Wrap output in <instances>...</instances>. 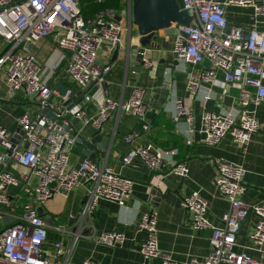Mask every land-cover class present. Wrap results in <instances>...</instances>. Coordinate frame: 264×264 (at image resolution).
<instances>
[{
    "label": "built area",
    "instance_id": "2783aa9c",
    "mask_svg": "<svg viewBox=\"0 0 264 264\" xmlns=\"http://www.w3.org/2000/svg\"><path fill=\"white\" fill-rule=\"evenodd\" d=\"M101 1V0H100ZM181 8L193 17L190 25H176L179 33L174 36L172 54L177 63L191 66L188 90L194 96L204 85L209 88L226 87L237 91L239 107L223 113L208 111L202 117L203 142L216 146L226 137L238 145L246 146L252 136L264 126L258 108L264 105V28L257 24V17H264V4L258 0H181ZM253 7L255 24L252 29L230 25L226 6ZM132 5L125 0L121 9L106 8L93 17L82 14L81 0H0V70L5 67L4 82L8 97L18 91L32 97L35 112L25 111L16 118L17 128L11 130L0 125V264H76L70 260L64 239L54 241L50 247L48 223L39 212L54 195L67 196L76 187L90 183L88 197L82 209L87 217L94 213L101 199L125 206L132 198L134 180L116 171L111 165L100 164L86 157L78 166L71 163L70 148L76 141L71 131L64 129L70 123L63 117L64 102L74 92L68 88L62 95L53 82L56 73L69 78L76 85L95 86L92 98L98 103L97 114L88 116L84 108L74 111L84 124L101 129L113 115L133 114L139 129L125 137L131 150L122 155L123 165L139 159L152 173H159L167 163H172L171 173L186 177L190 168L186 162L172 159L167 151L146 141L134 146L135 139L151 129L146 89L134 86L127 98L113 99L104 89L105 77L112 64L98 62L104 44L112 50L123 47L125 37L132 39ZM52 36L60 50L56 61L42 64L29 48L42 39ZM2 37V38H1ZM208 62L209 66H204ZM148 67L153 63L144 58ZM222 71L224 78L217 77ZM57 97V101L54 98ZM205 96V100L210 99ZM53 110L58 120L43 113ZM173 119H185L189 132L194 131L192 109L181 98L175 101ZM193 140H187L192 144ZM170 159V160H169ZM215 184L218 192L229 202L221 224L208 216L209 202L200 191L185 196L182 206L189 214L194 231L211 230V250L204 260L192 258L187 264H264L248 252L235 249L238 234L246 220L250 206L243 197L247 190V170L240 164L219 160ZM36 180V182L34 181ZM19 188L28 200L13 202L8 189ZM21 207V214H16ZM258 216L249 238L254 249L264 246V201L252 206ZM6 217L16 221L6 225ZM158 213H142L138 226L145 230L140 253L146 259H160V264H180L170 254L161 250L157 236ZM58 231L62 227H56ZM126 235L121 231L102 233L97 242L116 247L122 245ZM82 264H102L86 259Z\"/></svg>",
    "mask_w": 264,
    "mask_h": 264
},
{
    "label": "crops",
    "instance_id": "0c3cea01",
    "mask_svg": "<svg viewBox=\"0 0 264 264\" xmlns=\"http://www.w3.org/2000/svg\"><path fill=\"white\" fill-rule=\"evenodd\" d=\"M100 1V0H99ZM264 4V0H258ZM124 6V0H122ZM82 6V4H81ZM227 19L230 25L242 26L248 31L255 24L253 7L226 6ZM260 28H264V17L256 18ZM138 38L125 37V43L117 58H114V50L103 46L99 51L98 62L100 64H112V70L106 75L104 89L113 99L127 98L134 86L146 89V102L149 107L148 120L151 129L142 132L135 139L133 145L151 141L167 151H173L172 159L176 162H186L190 172L186 177L171 173L172 163L167 160L164 169L159 173H152L139 159L130 165H123L121 157L131 146L125 141V137L132 131L139 129V121L133 114H122L119 119L113 115L104 123L102 132L96 136L99 130L92 124H84L75 117L74 111L82 107L88 116L97 114L98 103L93 94L96 88L90 85L82 88L73 83L69 78L55 74L53 82H63L73 92V98L80 100L66 115L70 123L71 133L83 138V142H75L70 148V160L78 166L86 157L84 146H93L96 161L100 164L111 165L116 171L134 180V192L132 198L125 206L116 202L101 199L94 213L87 216L84 222L72 221L88 197L90 183L80 185L70 191L67 196L55 192L53 197L43 205L45 217L54 215L55 224L48 226V240L46 246L59 239H64V245L69 252L70 260L76 264H82L86 259L102 264H160V259H146L140 248L146 237L145 230L138 226L140 217L147 210L158 213L157 236L162 251L180 264H187L192 258L204 260L211 250V230L194 231L190 225L189 214L182 206L185 196L194 191H200L201 195L209 202L208 216L217 225L221 224V218L229 209L228 200L217 190L215 179L217 177V164L219 160H225L242 165L246 170L245 184L247 185L244 201L250 206L246 220L242 223L238 234L237 251L248 252L253 257L264 262V246L259 251L254 249L249 238L255 223L257 214L252 206L264 201V126L252 136L248 145L241 146L226 136L220 144L209 146L203 142L202 117L208 111L223 113L224 110L239 107L237 104V91L226 87L225 92L221 87L209 88L204 85L197 96L188 90V74L191 66L177 63L172 54L174 36L167 38L168 48L147 49L144 58H148L153 67H148L144 59H138L132 55L130 60L126 58V48L134 47ZM163 39V38H162ZM1 40V39H0ZM160 42V41H159ZM32 51L42 64L56 61L60 56V50L52 36L40 40L32 45ZM204 66H209L206 62ZM5 67L0 70V125L15 130L16 118L32 107L33 102L26 97L23 91H18L15 97H8L7 86L4 82ZM217 77L222 80L223 72L218 71ZM211 98L205 100V96ZM181 98L185 101L194 115L193 133L189 132V125L185 119L175 122L173 119L175 101ZM57 101V97L54 98ZM258 115L264 121V105L258 108ZM109 137L111 143L107 153L102 156L96 143ZM192 144H187L188 139ZM170 160V159H169ZM36 182V180L34 179ZM153 186L159 187L163 192V198L156 201V206L148 202ZM13 202H25L27 195L19 188L8 189ZM16 214H21L18 207ZM62 227L58 231L56 227ZM121 231L126 235L122 245L116 247L97 242V238L104 232Z\"/></svg>",
    "mask_w": 264,
    "mask_h": 264
},
{
    "label": "water",
    "instance_id": "95a60500",
    "mask_svg": "<svg viewBox=\"0 0 264 264\" xmlns=\"http://www.w3.org/2000/svg\"><path fill=\"white\" fill-rule=\"evenodd\" d=\"M131 5L132 23L136 28L139 38L138 43H136L133 48L130 46L126 48V58L129 60L132 55H135L138 59L143 60L147 49L153 50L160 49L161 47L167 49V38L175 36L179 33L174 24L187 26L191 24L193 19L186 9L181 8L179 0H131ZM103 46L108 45L104 44ZM29 48H32V45H29ZM119 53V49L114 50V58H117ZM56 89L64 95L67 92L68 87L63 82H59ZM79 102L80 100H75L73 97L65 101L63 104V117L66 118L67 113L79 104ZM43 113L47 114V116L52 118L54 121L58 120V116L53 110L46 108L43 110ZM64 129L66 131H70L72 127L64 124ZM101 132L102 130L99 129L94 136L100 134ZM71 137L75 138L76 142H83V138L81 136H77L76 133H71ZM110 143L111 140L109 137H106L96 143L97 147L102 150V156L107 153ZM84 153L91 159L96 160V154L93 151V146L85 145ZM162 198L163 192L159 189V187L153 186L150 191L148 202L156 206L155 202ZM82 209L83 207H81L78 213L70 219V223L72 221L84 222L85 218L82 215ZM39 212L42 216H44V220L48 224L56 223L54 215L51 217H45L46 213H44L43 207L39 208ZM15 221V217H6L4 219V223L6 225H11Z\"/></svg>",
    "mask_w": 264,
    "mask_h": 264
},
{
    "label": "trees",
    "instance_id": "16d2710c",
    "mask_svg": "<svg viewBox=\"0 0 264 264\" xmlns=\"http://www.w3.org/2000/svg\"><path fill=\"white\" fill-rule=\"evenodd\" d=\"M81 4L82 14L85 18L93 17L96 13L106 8L121 9L123 7L122 0H81Z\"/></svg>",
    "mask_w": 264,
    "mask_h": 264
},
{
    "label": "rangeland",
    "instance_id": "374dc122",
    "mask_svg": "<svg viewBox=\"0 0 264 264\" xmlns=\"http://www.w3.org/2000/svg\"><path fill=\"white\" fill-rule=\"evenodd\" d=\"M125 2V0H124ZM181 2V0H180ZM136 37H138V33L136 31V28L133 27V32H132V38L135 39ZM28 99H30L32 102H33V98L32 97H29V96H26ZM30 107H32L31 109H28V110H31V112H35L36 110V105H34L33 103L29 104ZM3 222L0 221V228H3ZM49 229V228H48ZM49 231V230H48Z\"/></svg>",
    "mask_w": 264,
    "mask_h": 264
}]
</instances>
